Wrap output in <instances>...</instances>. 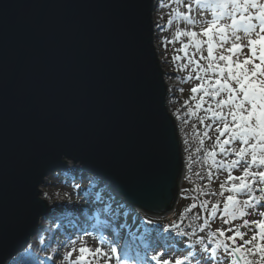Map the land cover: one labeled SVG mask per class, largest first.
Here are the masks:
<instances>
[{"label": "water", "instance_id": "95a60500", "mask_svg": "<svg viewBox=\"0 0 264 264\" xmlns=\"http://www.w3.org/2000/svg\"><path fill=\"white\" fill-rule=\"evenodd\" d=\"M153 6L0 0V264L49 215L45 177L70 164L148 216L174 210L184 164Z\"/></svg>", "mask_w": 264, "mask_h": 264}, {"label": "snow or ice", "instance_id": "6c2138e0", "mask_svg": "<svg viewBox=\"0 0 264 264\" xmlns=\"http://www.w3.org/2000/svg\"><path fill=\"white\" fill-rule=\"evenodd\" d=\"M174 2L172 16L188 27L177 28L175 41L169 43L180 42L177 51L187 60L181 70L191 67L186 79L199 81L191 93L201 95L195 111L189 108L188 113H204L198 116L204 131L195 151L203 152L207 172L197 175L207 183L197 185L193 201L199 204L193 202L185 210L199 212L191 218L182 214L179 223L154 229L139 244L123 235L101 234L96 246L89 247L82 237H69L64 254L68 264H264V0ZM172 16L167 26L172 25ZM213 137L206 148L205 141ZM188 168L191 171V164ZM237 170L240 175L234 174ZM222 173L226 176L221 180ZM214 180L220 181L218 190L212 187ZM217 219L222 227L213 230ZM170 238H180L174 251L181 255L169 256Z\"/></svg>", "mask_w": 264, "mask_h": 264}, {"label": "rangeland", "instance_id": "374dc122", "mask_svg": "<svg viewBox=\"0 0 264 264\" xmlns=\"http://www.w3.org/2000/svg\"><path fill=\"white\" fill-rule=\"evenodd\" d=\"M158 1L159 0H154V13L152 16L154 22V46L157 52V56L159 57V60L161 62V66L166 73L165 76H167L168 73L173 76L175 74H180L179 78L181 80V84L175 86L176 91L174 92L172 91V89L170 90V88H168L171 86V84L174 83H170L169 81H167L166 77L164 76L166 79V87L168 89L167 106L169 111L173 114L177 125L176 127L181 143V154L184 164L182 175L180 177L181 179L179 182V197L176 204V207H178L177 214L180 216L181 214H184L185 216L191 218V216L199 212V208L193 210V212L191 213H187L185 212V210L189 208L191 203L193 202L199 204V200L193 201V197L198 194L196 191L197 185L202 186L204 183H207V180L201 181L199 176L197 175V173H200V175H206L207 172V165L203 164V161L201 159V157L203 156V152L196 153L195 151V149L199 147V139L200 137H202L204 131L203 125L199 124L198 116L203 115L204 113L203 110H201L196 116L188 113L189 108H192L195 111L194 105L198 100L199 95H201L200 93H191V88L195 86V84H198L199 81L186 79L188 73L191 71V67L183 71L181 70L187 60L183 57V53L177 51V49L181 47L180 42L176 41L174 43H169V41H175V32L177 28H186L188 26L181 20H178L174 16H172V9L177 7V4L174 2V0H165L166 3L164 2V4L169 6L164 8H162L161 6L157 7ZM180 10L183 11L184 9L180 8ZM170 16H172L173 23L171 26H167V21ZM157 25H160V27L158 28ZM196 31L199 32L200 29L197 28ZM201 38L206 39L205 37ZM182 39L184 40V42H187V38ZM175 56H180L181 59H174ZM193 75L195 74L193 73ZM181 89H183L182 92ZM194 96L195 99L193 98ZM204 107H207V104H205ZM185 120H187L188 123H184ZM193 124L197 125V127L193 128ZM197 132L200 133V136L196 135ZM186 139L189 141L187 145L185 144ZM213 142L214 137L213 141L206 140L205 147H211V144ZM190 155L192 156V161L189 160ZM189 164H191V171H189L188 168ZM66 168L72 170H80L79 166L72 164L68 165ZM234 174L240 175L241 172L237 170L234 172ZM224 176H226V173H222L220 179L222 180ZM219 182V180H214L212 187L218 190ZM44 183L45 184L41 187L42 191L40 196L51 204V212L59 213L60 211L65 214V218L67 219L62 223L56 222L52 227V233L48 229L40 231L41 236L38 256L32 261L22 260L21 264H68V262L64 260V254L68 250L65 245L68 243L69 237H71L72 239L82 237L84 242L89 247L96 246L101 234H103L107 238H113L112 235L115 234V231L117 230L118 235H123L126 238H129L130 234H132L133 231H137L136 229L141 221L139 218L142 216V214H144L139 210H135L134 208L128 210L126 214L122 215L124 223L129 225L127 232L125 225L117 228L115 224L116 229L115 231H113L114 233L111 234L105 231L103 225H100L101 221L103 220V216L100 214L98 207L95 206H97V204L101 202H98L97 200L94 201L91 194V187L89 186L87 180L83 177V175L81 176L80 174H78L75 177L62 178L60 175L55 174L54 172L45 177ZM93 190L102 192L105 202L109 203V208L105 210L106 212L112 210L113 208L119 211V209L125 204V202L122 201V198L118 196L113 190H111L103 181H100L97 184L96 188ZM66 202L70 203V207L67 209L63 204ZM247 218L249 220L259 219L258 216H249ZM187 223L188 220L186 219L184 222L185 227ZM145 225L146 227H144L145 229H143V232L138 231L135 237L130 236L132 239H135L138 244L145 237V233H147L152 228L157 229L158 227L154 226L153 223L149 224L147 222ZM76 227H78V229H76ZM217 227H222L219 219L215 220V222L212 223L213 230ZM83 229H87V233H85ZM228 234L230 235L231 233ZM251 235L252 233H249L248 237L246 238H250ZM178 240H180V238H170V242L168 241L169 245L172 246V248H170L169 250V256L182 254L176 253L174 251ZM184 240L186 246L187 240L186 238H184ZM64 242L66 243L63 245ZM79 246L80 245L78 242L77 247ZM28 247L29 246H27L22 252H20V254L26 255L28 252ZM160 250L161 249L159 248L155 249V251ZM153 254L154 251L148 253L149 257ZM221 259H223L222 255ZM9 264L15 263L11 262Z\"/></svg>", "mask_w": 264, "mask_h": 264}, {"label": "trees", "instance_id": "16d2710c", "mask_svg": "<svg viewBox=\"0 0 264 264\" xmlns=\"http://www.w3.org/2000/svg\"><path fill=\"white\" fill-rule=\"evenodd\" d=\"M162 2L166 3L165 0H159L157 7L160 6ZM174 76L168 73L167 76H165V77H166L167 81H169L170 83H174V84H171V86L169 88H170V90L172 89V91L175 92L176 91V87L175 86L181 84V80L179 78L180 74H175ZM57 174L60 175L62 178L75 177L78 174H80L81 176L83 175V177L87 180L89 186L91 187L90 188L92 190L91 194L94 196V201L97 200L98 202L102 203V204L98 203L99 204V209H100L99 212L101 213L102 211H105L109 207V203L105 202L104 195L102 194V192H99L97 190H95V191L93 190V189L96 188L97 184L100 181L99 179H97V177L95 175H89L87 173H83L81 170H72V169L58 171ZM52 201H54V200H52ZM63 204L65 205L66 209L70 207V203H68V202L63 203ZM129 209H130V207L128 205H125L124 207L119 209V211H117L115 208H113L109 212L114 216V219L120 220V218H122L120 216L126 214V212ZM177 210H178V207L175 209V211L172 214H170L168 216H165V217H162V218L149 219L148 216H142L141 218H139L141 221H140V223H139V225H138V227L136 229L137 231L133 232L134 236H136L138 231L143 232V229H145L144 227H146L145 224L149 220H151L153 222L154 226H158L157 228L161 229V231L163 230V228L168 227L170 225V223H172V222L179 223L181 216L177 214ZM65 219H66L65 218V214H63L60 211H59V213L58 212H52L50 215H48L47 218L44 219V221L40 222V224H39L40 225V229L37 232V234L35 235V237L32 238L31 245H30V250L28 251V253L26 255L15 256V258L12 261V263H15V264L17 263L18 264L22 260H24V261H32L33 259H35L36 255L38 254L39 246H40V236H41L40 231L48 229L51 232L52 227H53V225L56 222H64ZM104 220H106V219H104ZM120 222L122 223L123 221H120ZM128 227H129V225H126L127 229H128ZM154 229L155 228H152L151 230H149L145 234L147 235L149 233H152ZM165 235H167V233H165ZM169 242H170V239H169Z\"/></svg>", "mask_w": 264, "mask_h": 264}, {"label": "bare ground", "instance_id": "6f19581e", "mask_svg": "<svg viewBox=\"0 0 264 264\" xmlns=\"http://www.w3.org/2000/svg\"><path fill=\"white\" fill-rule=\"evenodd\" d=\"M44 184H45V183H43V184L40 186L41 191H42V188H41V187H42ZM40 194H41V193H40ZM90 222H91V221H90ZM90 222H89V223H90ZM61 223H62V222H61ZM76 229H78V227H76ZM115 232H116V233L112 235L113 238L116 237V236H118V230L115 231ZM65 243H66V242H64L63 245H64Z\"/></svg>", "mask_w": 264, "mask_h": 264}]
</instances>
